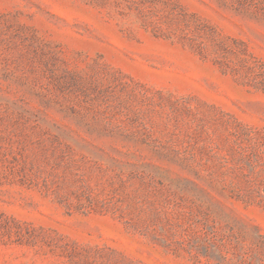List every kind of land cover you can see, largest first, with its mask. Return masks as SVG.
<instances>
[{
	"label": "rangeland",
	"instance_id": "rangeland-1",
	"mask_svg": "<svg viewBox=\"0 0 264 264\" xmlns=\"http://www.w3.org/2000/svg\"><path fill=\"white\" fill-rule=\"evenodd\" d=\"M0 264H264V0H0Z\"/></svg>",
	"mask_w": 264,
	"mask_h": 264
}]
</instances>
